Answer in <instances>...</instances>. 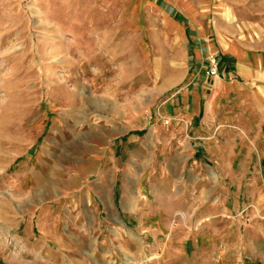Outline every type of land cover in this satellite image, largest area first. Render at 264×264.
Segmentation results:
<instances>
[{
    "label": "rangeland",
    "instance_id": "374dc122",
    "mask_svg": "<svg viewBox=\"0 0 264 264\" xmlns=\"http://www.w3.org/2000/svg\"><path fill=\"white\" fill-rule=\"evenodd\" d=\"M181 1L0 0V264H264V138L173 101L264 0Z\"/></svg>",
    "mask_w": 264,
    "mask_h": 264
},
{
    "label": "crops",
    "instance_id": "0c3cea01",
    "mask_svg": "<svg viewBox=\"0 0 264 264\" xmlns=\"http://www.w3.org/2000/svg\"><path fill=\"white\" fill-rule=\"evenodd\" d=\"M182 1L181 3H183ZM183 4L190 5L186 2ZM166 13L168 14V12ZM180 16L181 14H179L178 20L183 23ZM184 29L183 24V37L185 34ZM205 36L213 37L216 49L212 50L209 55L205 46L206 39L201 37L204 42L199 47L197 46L189 51V54L192 55L191 71L193 73L190 83L179 91L177 98H173L178 108L177 115L181 114L188 122L196 121L202 115H205L209 122L218 121L219 124L225 122L226 125H231L230 136L227 137L230 142L233 141V145H239L236 142L237 137L243 145L248 143V140L250 145H260V139L264 138V39L257 45L259 48H254L248 45L244 46L242 42L230 38L235 42L237 48V53H233L231 50L226 49L227 42L217 39L212 33ZM184 40L185 37L182 42L183 46ZM213 55H221L218 58L219 75L210 77L207 74L208 70H206L207 76H203L204 72L201 75L204 62L208 69L209 59ZM222 60L223 64H221ZM232 60H235V62L231 63ZM224 83L228 87L223 94L228 98L226 108L224 110L219 109L215 114L213 113V116L207 117L208 98L213 94L215 87L221 90ZM201 99L205 100L206 113L200 104ZM213 130L214 127L210 126L208 132L212 133ZM201 131H197L196 137Z\"/></svg>",
    "mask_w": 264,
    "mask_h": 264
},
{
    "label": "bare ground",
    "instance_id": "6f19581e",
    "mask_svg": "<svg viewBox=\"0 0 264 264\" xmlns=\"http://www.w3.org/2000/svg\"><path fill=\"white\" fill-rule=\"evenodd\" d=\"M185 5V4H184ZM214 41H213V38H208V40H206L205 42V46L207 47V51L209 52V55H210V52H212V50H214ZM228 50H231L233 53L236 52V48L234 47V45L231 43V44H228L227 48ZM207 52V53H208ZM237 53V52H236ZM240 55V53H238ZM200 80V79H198ZM219 80V79H218ZM223 81V80H222ZM205 82V81H204ZM217 83V82H216ZM220 84V83H219ZM206 85V84H205ZM218 85V83H217ZM221 85V84H220ZM219 85V86H220ZM232 86V85H231ZM206 87V86H205ZM222 89H218V88H214V91H213V94L208 98V101H207V104H208V116H211L213 115V113L215 112V108H216V103L220 100L221 97H223V94L227 91L228 87H226V84L224 83L222 85ZM72 95V94H71ZM155 134V131L153 132L152 131V138ZM54 195V194H53ZM47 198V197H46ZM45 200V199H44ZM36 201V200H35ZM39 201V200H38ZM127 210L131 211L133 209H135L134 207V203L131 201V203H129V205L126 207ZM112 210V209H111ZM113 214V213H112ZM185 215V214H184ZM116 218V217H115ZM118 218V217H117ZM116 218V221L118 222V219ZM136 234L132 231V233H130V236H135ZM131 264H142L140 263V261L137 259V258H132L131 260Z\"/></svg>",
    "mask_w": 264,
    "mask_h": 264
},
{
    "label": "built area",
    "instance_id": "2783aa9c",
    "mask_svg": "<svg viewBox=\"0 0 264 264\" xmlns=\"http://www.w3.org/2000/svg\"><path fill=\"white\" fill-rule=\"evenodd\" d=\"M208 76L212 77V76H218L219 75V59L217 58V56H212L209 59V66H208Z\"/></svg>",
    "mask_w": 264,
    "mask_h": 264
}]
</instances>
